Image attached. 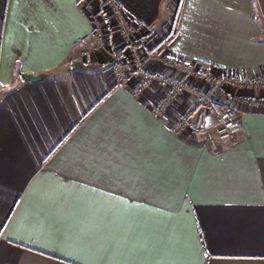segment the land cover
<instances>
[{
    "label": "crops",
    "instance_id": "obj_1",
    "mask_svg": "<svg viewBox=\"0 0 264 264\" xmlns=\"http://www.w3.org/2000/svg\"><path fill=\"white\" fill-rule=\"evenodd\" d=\"M103 1L0 0V264H264V102L236 104L234 145L175 131L191 95L154 115L166 84L117 85L120 37L105 51L92 35ZM111 1L150 45L175 21L165 56L264 77V0ZM149 69L182 76L158 59Z\"/></svg>",
    "mask_w": 264,
    "mask_h": 264
},
{
    "label": "built area",
    "instance_id": "obj_2",
    "mask_svg": "<svg viewBox=\"0 0 264 264\" xmlns=\"http://www.w3.org/2000/svg\"><path fill=\"white\" fill-rule=\"evenodd\" d=\"M99 11L91 12L92 35L96 48L105 50L111 44V33L115 31L120 37L119 47H123L124 57L129 61L130 67L124 66V58H116L113 64L115 79L119 87L126 86L131 78L136 82L133 91L136 94L143 92L144 88L153 80L167 85L164 96L159 99L153 109L154 115H158L172 101L174 96L182 92H188L192 97L189 110L176 121L174 130L182 132L189 130L191 136L203 144H208V139L217 138L219 142L231 145L239 142L241 135V123L235 117L237 103H249L250 96L241 95L242 92H258L257 97L264 96V77L257 78H235L232 76H215L203 65H193L161 54L163 46L172 37L168 34L163 43L156 42L152 45L143 42L150 34L149 28L140 23L128 22L119 6L111 0H104ZM103 13L109 14L113 19V26L104 25ZM114 27V28H113ZM160 43V44H159ZM158 59L162 64L177 69L182 76L180 78H168L166 76L153 74L149 64ZM190 78L202 80L207 87L206 92L195 90L189 85ZM214 95L222 97L225 102L218 103ZM218 103V104H217ZM217 105H219L217 107ZM194 108L212 110L214 122L211 126H200L192 124L189 120L190 113ZM210 144L215 143L211 140Z\"/></svg>",
    "mask_w": 264,
    "mask_h": 264
},
{
    "label": "rangeland",
    "instance_id": "obj_3",
    "mask_svg": "<svg viewBox=\"0 0 264 264\" xmlns=\"http://www.w3.org/2000/svg\"><path fill=\"white\" fill-rule=\"evenodd\" d=\"M175 24V23H174ZM174 24H172V29H171V32H170V34H173L174 33V28H175V25ZM168 38V37H167ZM163 40H165V39H162L161 41H160V43H163ZM159 42V41H158ZM159 43V44H160ZM121 48H123V47H121ZM114 52H112L110 55V57H112V63L113 64H115V59L116 58H124L125 59V62H123L124 63V66H126V67H130V65H129V61L127 60V58H126V56L124 57V53L122 52L120 55H117V54H113ZM113 54V55H112ZM227 77H229V76H227ZM248 96H252V97H257L256 95L258 94V92H255V91H252L251 90V92H247L246 93ZM251 96H250V98H251ZM194 110H195V108H194ZM212 115L213 116H211L210 117V119H209V123H208V125H206V126H211L212 125V123L214 122V114L212 113ZM205 126V125H204ZM211 139V138H210ZM210 139H208L207 140V142L208 143H211V141H210ZM211 140H215V142L216 143H219V144H224V142H219L218 141V139L217 138H214L213 137V139H211Z\"/></svg>",
    "mask_w": 264,
    "mask_h": 264
},
{
    "label": "trees",
    "instance_id": "obj_4",
    "mask_svg": "<svg viewBox=\"0 0 264 264\" xmlns=\"http://www.w3.org/2000/svg\"><path fill=\"white\" fill-rule=\"evenodd\" d=\"M174 23H175V21L173 22V24ZM262 29L264 31V25H262ZM150 34H151V32H150ZM150 34L147 37L144 38L143 42H148L149 41ZM168 41H170V40H168ZM116 51H118V52H115V54L120 55L123 52V48H119ZM250 101H253V102H264V96H262V97H251ZM205 122H206V120L202 117V115H200L195 124L196 125H204Z\"/></svg>",
    "mask_w": 264,
    "mask_h": 264
},
{
    "label": "water",
    "instance_id": "obj_5",
    "mask_svg": "<svg viewBox=\"0 0 264 264\" xmlns=\"http://www.w3.org/2000/svg\"><path fill=\"white\" fill-rule=\"evenodd\" d=\"M72 66L74 68H80V69H88V68H90V65L85 64V63L80 62V61H73L72 62ZM45 75L46 74H44V73H39L37 75L24 74L23 78L29 79V80H32V81H36V80H39L40 78L44 77Z\"/></svg>",
    "mask_w": 264,
    "mask_h": 264
}]
</instances>
